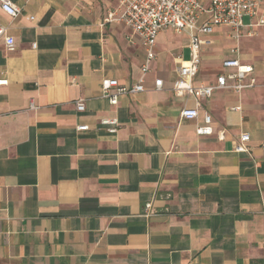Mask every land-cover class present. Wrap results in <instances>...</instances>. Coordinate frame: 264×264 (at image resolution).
<instances>
[{"label": "crops", "instance_id": "1", "mask_svg": "<svg viewBox=\"0 0 264 264\" xmlns=\"http://www.w3.org/2000/svg\"><path fill=\"white\" fill-rule=\"evenodd\" d=\"M10 1L16 17L0 7V262L264 264V27L200 36L193 85L213 83L226 58L252 65L256 85L215 90L185 119L195 99L171 89L190 57L185 34L160 32L145 91L112 105L102 80L132 86L145 60L138 37L103 22L116 1ZM204 113L212 132L199 135ZM101 118H116V132ZM241 132L249 153L234 150Z\"/></svg>", "mask_w": 264, "mask_h": 264}, {"label": "built area", "instance_id": "2", "mask_svg": "<svg viewBox=\"0 0 264 264\" xmlns=\"http://www.w3.org/2000/svg\"><path fill=\"white\" fill-rule=\"evenodd\" d=\"M114 7L107 10L104 23H120L124 25L130 34L139 38L145 51V60L140 70L141 75L132 86H121L114 78L102 80L100 84L101 96L112 105L117 104L118 97L126 94H135L145 91L144 82L146 75L151 70V63L156 58V37L168 29L178 34H185L189 39L190 57L180 60L178 75L172 83V91L176 96H191L196 105L193 108L184 107L180 110V117L195 119L198 116L200 101L209 98L215 90L226 89L239 93L241 90L256 85V79L252 75L253 67L243 64L238 58H226L221 62L222 72L210 84L193 85L192 79L198 72L200 65V45L207 42L201 40V35H209L216 25H228L235 32L234 37L240 38L243 30L246 34H253L256 27H264V0H115ZM1 9L11 17L19 14V9L10 0H0ZM202 14L207 19L199 22ZM247 18V22L244 19ZM3 29H0V35ZM7 50L14 49V38H4ZM35 47V43L32 44ZM237 52V49L233 50ZM6 79H0V85L6 84ZM162 79L154 80V89H162ZM76 110L83 111L85 104L83 99L75 102ZM33 108V105H30ZM233 109H238L234 107ZM99 123L107 127L108 132L115 133L118 127L116 118H101ZM78 131L88 129V125L81 124ZM212 120L208 113H204L203 121L196 127L199 135L211 134ZM223 138V131L219 133ZM250 135L241 132L235 141L236 152L249 153L248 143ZM264 150V142L261 143Z\"/></svg>", "mask_w": 264, "mask_h": 264}, {"label": "rangeland", "instance_id": "3", "mask_svg": "<svg viewBox=\"0 0 264 264\" xmlns=\"http://www.w3.org/2000/svg\"><path fill=\"white\" fill-rule=\"evenodd\" d=\"M247 19H245V21H246ZM183 57L184 58H187L188 57V50H184L183 51ZM0 264H2L1 262H0Z\"/></svg>", "mask_w": 264, "mask_h": 264}]
</instances>
